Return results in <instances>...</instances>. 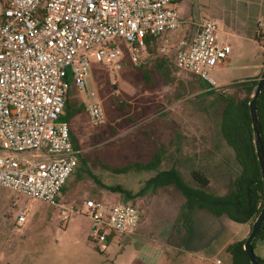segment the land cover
Here are the masks:
<instances>
[{"label":"built area","instance_id":"1","mask_svg":"<svg viewBox=\"0 0 264 264\" xmlns=\"http://www.w3.org/2000/svg\"><path fill=\"white\" fill-rule=\"evenodd\" d=\"M175 1L0 0V187L59 207L64 221L82 214L59 204L80 162L70 121L63 120L67 98L74 87L87 89L95 64L120 69L126 57L144 63L148 37L164 38L165 56L170 37L182 27ZM180 44L178 70L219 87L213 72L232 48L221 41L218 25L206 20L190 42ZM86 110L93 123L104 121L100 102ZM85 208L96 243L134 235L140 225L139 209L128 203L86 200ZM26 219L21 212L18 222Z\"/></svg>","mask_w":264,"mask_h":264},{"label":"rangeland","instance_id":"2","mask_svg":"<svg viewBox=\"0 0 264 264\" xmlns=\"http://www.w3.org/2000/svg\"><path fill=\"white\" fill-rule=\"evenodd\" d=\"M189 5L191 12L185 16V27L193 29L210 20L208 6L198 4L196 0ZM180 43L175 39L169 49L168 74L155 69L157 60L163 57L158 50L152 49L156 60H149V57L141 65H134L126 57L120 69L106 63L95 64L87 80V89L79 92L72 88L69 101L80 111L70 119V126L80 148V167L61 192L59 204L83 212L64 221L59 207L2 189L0 196L10 203L0 207V264H166L159 247L134 235L121 247L111 241H92V221L85 214V201L124 202L142 208L140 203L145 202L144 197L129 199L111 193L101 185L139 191L153 171L116 174L114 170L147 162L150 153L161 151L162 147L165 148L162 168H172V137L177 138L176 127H183L186 123H207L213 127L210 135L216 137L215 131L221 125L226 105L221 94L230 96L235 90L232 85L221 83L219 87L204 86L197 76L179 71L173 60ZM145 70L150 72V83L144 79ZM225 75L217 70L213 72L217 82L224 80ZM211 87L217 92L209 94ZM91 93L95 96L91 97ZM94 101L104 107L102 123H93L88 116L87 104ZM229 165L236 171L235 160H230ZM188 175L185 177L191 183ZM235 175L230 171L229 176L223 177L225 185L232 184ZM170 209L169 203L155 202L152 218L144 220L140 234L151 230L158 236L163 233L165 236L172 228L167 223ZM21 212L27 213L24 223L18 222ZM148 250L153 251L152 258L145 257Z\"/></svg>","mask_w":264,"mask_h":264},{"label":"crops","instance_id":"3","mask_svg":"<svg viewBox=\"0 0 264 264\" xmlns=\"http://www.w3.org/2000/svg\"><path fill=\"white\" fill-rule=\"evenodd\" d=\"M192 1H175L182 27L170 37V47L174 45L175 39L181 42H190L199 30L201 23L193 29L185 27L187 25L185 16L191 12L189 3ZM196 1L198 4L208 6V10L211 12L210 20L214 21L220 29L221 41L232 48L228 59L216 69L226 74L224 80L219 83L233 86L241 82L260 81L264 73V28H260V24L264 26V0ZM160 40L162 45L164 38L157 40L158 46ZM161 45L154 50H158L160 53ZM149 57V60H156L153 54ZM201 82L204 86L208 84L202 79ZM212 128V125L207 123H186L183 127H176L177 138L172 137L174 139L172 140L174 163L172 168L178 169L183 175L190 174L191 171H203L210 179L212 189L224 188L215 192L223 195L231 188V184L225 185L222 178L229 176L230 171L235 173V168L229 165L230 160H235V153L223 138L221 125L216 128L215 138L210 135ZM155 153L156 151L151 152L147 157L149 161L142 162V164L149 163ZM159 170H165L162 168V164ZM153 172L154 174L147 181L156 176L158 171ZM169 187L156 188L143 198L145 202L140 203L143 207L138 208L141 225L134 236L142 238L144 242H151L152 246L159 247L162 250L161 256L164 255L166 258V264H197L198 262L202 264H218V262L232 264V258L227 252L228 247L234 242L247 240L253 224L237 223L227 216L216 217L206 210H195L189 213L183 194L175 186ZM2 189L4 188L0 187V191ZM155 202H166L171 205L170 220L167 223L172 225V228L165 236L164 233L158 236L151 230H147L144 235H141L140 226L144 220L152 218L151 212ZM9 203L8 200L0 196V207ZM130 237L113 236L109 241L117 247H121L124 242H129L127 239ZM254 251L257 257L264 260V240L256 243ZM153 254V251L148 250L145 257L152 258Z\"/></svg>","mask_w":264,"mask_h":264},{"label":"trees","instance_id":"4","mask_svg":"<svg viewBox=\"0 0 264 264\" xmlns=\"http://www.w3.org/2000/svg\"><path fill=\"white\" fill-rule=\"evenodd\" d=\"M159 38L162 37H148L146 39V48L150 54H153L152 48L158 49L157 40ZM162 57L163 58L157 60L155 69L160 73L168 74L169 51ZM173 63H176V54ZM144 79L147 83L151 82L150 72L147 70L144 71ZM258 84L259 81L237 83L232 86L235 90L233 95L225 96L221 94L222 100L226 102L221 120V133L227 144L233 149L238 167L235 171L236 175L234 173L235 178L230 186L231 188H229L225 194H216L210 187V179L201 170L191 171L188 175L191 178V183L188 182L185 177L187 174L183 175L176 168L163 171L159 170L165 157V148L163 147L161 151L154 154L151 161L147 164L135 163L114 170L116 174H126L134 170L158 171L156 176L149 179L140 191L133 193L131 190L121 186H101L111 193H117L129 199L145 198L148 193L154 191L156 188L175 186L183 194L189 213L195 210H206L216 217L227 216L237 223L253 224L264 206L263 173L257 155L255 145L256 138L249 107ZM216 92L217 90L212 88L209 94H214ZM79 111V108L75 107L69 101L68 96L66 116L63 120L70 121ZM258 112L262 130V141L264 144V89L259 97ZM72 140L75 149L79 151L80 148L73 133ZM83 165H85V162H83ZM79 167L80 162L78 168ZM95 181L99 184L98 179L95 178ZM64 188L62 191H64ZM101 203L114 205L118 202ZM111 237H113V235ZM261 240H264V224L253 242V248H255L256 243ZM245 243L246 240L238 241L232 243L228 247L227 252L232 258V264H252L244 249ZM256 259L259 264H264L262 258L256 256Z\"/></svg>","mask_w":264,"mask_h":264},{"label":"water","instance_id":"5","mask_svg":"<svg viewBox=\"0 0 264 264\" xmlns=\"http://www.w3.org/2000/svg\"><path fill=\"white\" fill-rule=\"evenodd\" d=\"M263 89H264V73L259 81L257 89L254 93L253 99L249 104L251 118L253 122L254 135L256 138L255 145H256L257 155H258L259 163L261 165V169L263 173V181H264V144L262 141V130H261V125H260V116L258 112L259 97ZM263 224H264V206H263L261 213L257 217L256 221L253 223L252 231L248 239L246 240V243L244 246V249L250 261L252 262V264H259L256 259L255 251L253 248V242L255 238L257 237V235L259 234V232L261 231Z\"/></svg>","mask_w":264,"mask_h":264}]
</instances>
